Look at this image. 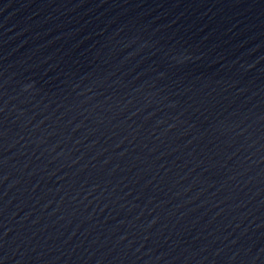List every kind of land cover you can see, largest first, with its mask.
I'll return each instance as SVG.
<instances>
[{"label":"water","instance_id":"95a60500","mask_svg":"<svg viewBox=\"0 0 264 264\" xmlns=\"http://www.w3.org/2000/svg\"><path fill=\"white\" fill-rule=\"evenodd\" d=\"M0 264H264V0H0Z\"/></svg>","mask_w":264,"mask_h":264}]
</instances>
